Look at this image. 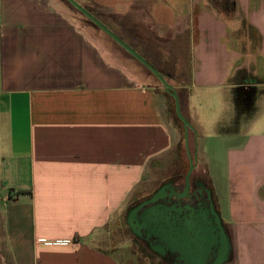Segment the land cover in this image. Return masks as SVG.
I'll use <instances>...</instances> for the list:
<instances>
[{
	"label": "crops",
	"instance_id": "obj_1",
	"mask_svg": "<svg viewBox=\"0 0 264 264\" xmlns=\"http://www.w3.org/2000/svg\"><path fill=\"white\" fill-rule=\"evenodd\" d=\"M76 1L106 12L91 10L137 51L124 36L135 21L150 45L184 48L180 101L200 149L194 170L205 175L193 190L210 196L226 228L225 264H264V0ZM73 11L84 16L65 0H0V264H147L103 239L124 213L128 226L139 186L179 133L159 89ZM222 93L235 115L228 133Z\"/></svg>",
	"mask_w": 264,
	"mask_h": 264
},
{
	"label": "rangeland",
	"instance_id": "obj_2",
	"mask_svg": "<svg viewBox=\"0 0 264 264\" xmlns=\"http://www.w3.org/2000/svg\"><path fill=\"white\" fill-rule=\"evenodd\" d=\"M91 10L93 12H96L99 16H105V17L109 16L106 12L97 11L96 9L93 8ZM73 14L82 22V24L85 27H89L91 29L95 27L87 20V18H83L84 16H82L81 18L78 14H76L75 11H73ZM117 22H121V21L117 20ZM133 23L134 24L129 23L131 24V27L127 28L125 34L121 32L119 28H116V30H118L121 34H124L127 40H129L136 48H138L140 53H142L147 59H149L153 64L159 66L158 69H160L161 72H163L164 74L166 73L168 75H170L172 72L173 73L178 72V74L174 77L173 80L171 79V77L169 78L167 77L166 79L172 86L177 87V89H175L177 92L182 91L181 99H182V103L185 104L187 89L180 88V82L181 80L190 82V80L187 77L189 75L188 74L189 68H187L188 58L186 53H184L185 51L184 48L178 46L177 49H174L172 51H167V49H169L168 43L166 44L165 42L163 43L155 42L156 43L155 46L150 45V43H153L154 40L151 37H148L147 39L146 27L141 28L143 25L139 26L141 25L142 22L138 23V21L137 22L135 21ZM220 27L222 28V23H220ZM196 29L197 31L199 30L198 36L200 37L201 42H203V40L207 41V36H203V35L208 34V30L210 29L209 24L208 23L201 24ZM139 39L143 44L141 43L139 44L138 41ZM104 43L106 45H109L116 52H118L122 60H124L127 63V65L131 66V69L134 70V72L138 74V76L140 74L141 75L140 78L143 77L142 79L144 80V82L146 81L147 84H152L153 86L159 89V92L161 93L162 96L161 98L163 101L164 114L167 120L170 122L172 129L176 130L179 133L178 144L174 146V148L167 155H165L160 161L153 164L152 167L148 170L146 174L147 175L146 179H144V181L137 190V195L138 194L139 195L134 199L135 204L150 199L154 193H156L162 186H164L166 183L169 182H175L177 184V187L181 189L185 188V177L190 168V160L192 159L193 161H195V153L198 154L199 153L198 150H200L198 147L197 139L195 140V135L191 133V131H189L188 144H186V131L184 129L183 122L178 118L176 114L175 100L172 97V95L170 94L165 95V87L161 83V81L116 43L107 39L104 41ZM156 46L162 48L165 47L166 51L164 50L163 53L157 52L154 50ZM165 53L169 55H165ZM144 74L146 78L144 77ZM192 91L199 92L196 90L194 91V89H192ZM249 93L250 92H248L246 95L250 96L248 95ZM180 105H181V101H180ZM233 110L234 109H232L231 105L228 104L224 94L222 93V133H228L229 131L227 129L228 128L231 129L233 127L232 125L233 118L235 120V115L233 113ZM181 111H182V107H181ZM256 112L252 113L251 116H256V114H259L258 116L260 117L262 115L260 113L262 112L260 109H258V111ZM243 118L244 116L241 117V120ZM244 119L246 120V117ZM244 124L246 123L243 122V125ZM213 130L214 129H212V134L215 133ZM227 149H228L227 143L222 141V175L226 174L225 172L227 167L226 165ZM202 173L203 170L202 172H197L194 170L191 176V183L196 179H201V177L205 176ZM194 188L195 187L192 186V189ZM138 197H140L139 200ZM125 216L126 213H124L120 222V225L123 224V227L120 226L115 228L117 224L114 223V225H111L112 228L110 229V231L106 232L103 240L111 236L110 238H113V240H115L116 243L117 241L118 242L122 241L124 243H127L125 245H129L130 247L132 246V249L138 252L142 257V259H144L147 264H171L167 261L162 260L154 252V250H152L148 246V244L145 241H143L142 239H140L139 237H137L132 233L131 229L125 224ZM111 231L112 232L114 231L112 235L110 234Z\"/></svg>",
	"mask_w": 264,
	"mask_h": 264
},
{
	"label": "water",
	"instance_id": "obj_3",
	"mask_svg": "<svg viewBox=\"0 0 264 264\" xmlns=\"http://www.w3.org/2000/svg\"><path fill=\"white\" fill-rule=\"evenodd\" d=\"M65 1L75 7L82 15L105 32L115 43L161 81L166 91L175 100L176 114L183 122L186 131V144H188V133L189 131H194V128L190 121L182 114L180 98L175 88L146 59L76 0ZM195 166L196 163L191 159L190 168L185 177L183 192L174 190L171 195H167L164 188L161 189L150 199L131 207L126 217V223L132 233L140 239L149 241L151 237H159L160 250L165 253L169 249L171 252L177 253L178 260L180 261L179 264H225L231 255L232 246L229 235L221 224V220L213 205L210 204V209L200 205V208L196 210L194 206L187 203L181 204V201L185 199H194L195 193H191V176ZM166 196L171 198L176 197L171 206L159 203V200ZM149 204L151 206L138 216V212Z\"/></svg>",
	"mask_w": 264,
	"mask_h": 264
},
{
	"label": "flooded vegetation",
	"instance_id": "obj_4",
	"mask_svg": "<svg viewBox=\"0 0 264 264\" xmlns=\"http://www.w3.org/2000/svg\"><path fill=\"white\" fill-rule=\"evenodd\" d=\"M170 183V185H168ZM169 183H166L164 186H162L158 191H160L161 189H163L164 188V190H165V192L167 193V195H171L172 193H173V191L175 190V191H177V192H183L184 191V188L183 189H181V188H179V187H177V184L175 183V182H169ZM192 186H196V187H199V188H202V185H201V183H200V180H195V181H193L192 183H191V193L193 192V193H195V195H194V199L193 200H189V199H185V200H183V201H181V204H185V203H187V204H189V205H191V206H194L195 207V209L197 210V209H199L200 208V205L201 206H204V207H206V208H208V209H210V204H211V202H210V196L208 197V195L204 192H195V190H193L192 189ZM157 191V192H158ZM155 194V193H154ZM153 194V195H154ZM152 195V196H153ZM151 196V197H152ZM176 200V197L174 196L173 198H171V197H163L162 199H160L159 200V203H161V204H166V205H169V206H171V204L173 203V201H175ZM209 200V201H208ZM158 203V204H159ZM151 206V204H149V205H146V206H144L141 210H140V212H139V216H140V214L144 211V210H146L147 208H149ZM223 224V223H222ZM226 229V228H225ZM145 236V235H144ZM143 241H145L147 244H148V246L152 249V250H154V252L162 259V260H164V261H167V262H169V263H171V264H179L180 263V261L178 260V254L177 253H175V252H171L169 249H167V251L165 252V253H163L161 250H160V248H159V246H160V238L159 237H151V239L149 240V241H146V240H144V239H142Z\"/></svg>",
	"mask_w": 264,
	"mask_h": 264
},
{
	"label": "trees",
	"instance_id": "obj_5",
	"mask_svg": "<svg viewBox=\"0 0 264 264\" xmlns=\"http://www.w3.org/2000/svg\"><path fill=\"white\" fill-rule=\"evenodd\" d=\"M93 16H95L97 19H98V17H97V15H95L91 10H89V9H87ZM83 18H86L85 16L83 17ZM93 26H95L96 28H98L94 23H92L89 19H87ZM118 36V35H117ZM119 37V36H118ZM120 39H122L121 37H119ZM123 40V39H122ZM124 41V40H123ZM125 42V41H124ZM127 44V43H126ZM129 45V44H128ZM130 46V45H129ZM131 47V46H130ZM132 49H134L133 47H131ZM135 50V49H134ZM139 55H141L144 59H146L147 60V58L142 54V53H140L139 51H137V50H135ZM129 54V53H128ZM148 61V60H147ZM149 62V61H148ZM150 63V62H149ZM151 64V63H150ZM152 65V64H151ZM154 68H156L154 65H152ZM157 69V68H156ZM158 70V72L163 76V78L167 81V77L166 76H164L163 74H162V72L160 71V69H157ZM168 82V81H167ZM169 83V82H168ZM170 84V83H169ZM165 87V86H164ZM165 95H169V93L166 91V88H165ZM179 95V94H178ZM179 98H180V95H179ZM181 99V98H180Z\"/></svg>",
	"mask_w": 264,
	"mask_h": 264
}]
</instances>
